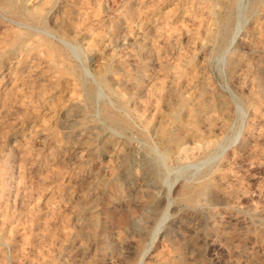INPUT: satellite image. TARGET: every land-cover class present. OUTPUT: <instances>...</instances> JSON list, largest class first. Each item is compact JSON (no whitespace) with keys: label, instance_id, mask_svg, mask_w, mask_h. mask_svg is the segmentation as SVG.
<instances>
[{"label":"rangeland","instance_id":"374dc122","mask_svg":"<svg viewBox=\"0 0 264 264\" xmlns=\"http://www.w3.org/2000/svg\"><path fill=\"white\" fill-rule=\"evenodd\" d=\"M7 1L0 264H264V0Z\"/></svg>","mask_w":264,"mask_h":264},{"label":"bare ground","instance_id":"6f19581e","mask_svg":"<svg viewBox=\"0 0 264 264\" xmlns=\"http://www.w3.org/2000/svg\"><path fill=\"white\" fill-rule=\"evenodd\" d=\"M5 1H6V0H5ZM40 1H41V0H40ZM76 1H77V0H76ZM83 1H84V0H83ZM83 1H82V2H83ZM223 1H224V0H223ZM223 1H222V2H223ZM235 1H237V0H235ZM16 2H17V0H8V1H7V4L10 5V6H13V7H14ZM29 2H30V1H29ZM43 2H44V1H43ZM46 2H47V1H46ZM230 2H232V1H230ZM19 3H20V2H19ZM24 3H25V0H24ZM71 3H73V2H71ZM71 3H70V4H71ZM225 3H226V2H225ZM225 3H224V5H225ZM34 4H35V1H34ZM43 4H44V3H43ZM54 4H55V3H54ZM67 4H68V2H67ZM75 4H76V3H75ZM85 4H86V3H85ZM25 5H26V4H25ZM31 5H32V4H31ZM45 5H46V4H45ZM72 5H73V4H72ZM22 6H23V5H22ZM22 6L20 7L21 9H22ZM36 6H38V4H37ZM33 7H34V6H33ZM1 8L3 9V7H1ZM9 8H10V7H9ZM41 8H42V7H41ZM41 8H40V9H41ZM44 8H45V7H44ZM57 8H58V7H57ZM73 8H74V7H73ZM76 8H77V7H76ZM76 8H74V9H76ZM29 9H30V8H29ZM34 9H35V8H34ZM47 9H48V8H47ZM77 9H78V8H77ZM17 10H18V9H17ZM53 10H54V9H53ZM64 10H65V9H64ZM67 11H68V10H67ZM76 11H77V10H76ZM78 11H79V9H78ZM228 11H229V9H228ZM17 12H18V11H17ZM25 12H26V11H25ZM29 12H30V10H29ZM263 12H264V11H263ZM0 13H1V12H0ZM27 13H28V12H27ZM36 13H37V12H36ZM40 13H41V12H40ZM44 13H45V11H44ZM47 13H48V12H47ZM64 13H65V12H64ZM66 13H67V12H66ZM227 13H228V12H227ZM28 14H29V13H28ZM51 14H52V13H51ZM70 14H71V13H70ZM74 14H75V13H74ZM2 15H3V14H2ZM5 15H6V14H5ZM30 15H31V14H30ZM49 15H50V14H49ZM66 15H67V14H66ZM66 15H65V16H66ZM75 15H76V14H75ZM26 16H27V15H26ZM1 17H2V16H1ZM30 17H31V16H30ZM74 17H75V16H74ZM5 18H6V16H5ZM46 18H47V17H46ZM49 18H50V16H49ZM70 18H71V16H70ZM16 19H18V18H16ZM28 19H29V18H28ZM67 19H68V18H67ZM72 19H73V18H72ZM72 19H71V20H72ZM13 20H14V19H13ZM5 21H6V19H5ZM62 21H63V20H62ZM26 22H27V21H26ZM63 22H64V21H63ZM67 22H68V21H67ZM69 22H70V21H69ZM4 23H6V22H4ZM24 23H25V22H24ZM27 23H28V22H27ZM32 23H33V22H32ZM57 23H58V22H57ZM59 23H60V22H59ZM61 23H62V22H61ZM73 23H74V22H73ZM28 24H29V23H28ZM28 24H27V25H28ZM34 24H35V23H34ZM38 24H39V23H38ZM44 24H45V23H44ZM10 25H11V24H10ZM25 25H26V24H25ZM42 25H43V24H42ZM4 26H6V25H4ZM19 26H20V25H19ZM19 26H18V28H19ZM154 26H155V25H154ZM15 27H16V26H15ZM23 27H24V26H23ZM30 27H31V26H30ZM34 27H35V26H34ZM36 27H37V24H36ZM58 27H59V26H58ZM66 27H67V26H66ZM71 27H72V26H71ZM163 27H164V26H163ZM1 28H2V27H1ZM13 28H14V27H13ZM37 28H38V27H37ZM37 28H36V29H37ZM43 28H44V27H43ZM11 29H12V28H11ZM30 29H31V28H30ZM65 29H66V28H65ZM152 29H153V28H152ZM169 29H170V28H169ZM0 30H1V29H0ZM2 30H3V29H2ZM5 30H6V29H5ZM5 30H4V31H5ZM14 30H15V29H14ZM21 30H22V29H21ZM39 30H40V29H39ZM46 30H47V29H46ZM46 30H45V31H46ZM50 30H51V29H50ZM67 30H68V28H67ZM72 30H73V29H72ZM148 30H149V29H148ZM27 31H28V30H27ZM70 31H71V30H70ZM157 31H158V30H157ZM160 31H161V30H160ZM160 31H159V32H160ZM166 31H167V30H166ZM0 32H2V31H0ZM46 32H47V31H46ZM146 32H147V31H146ZM151 32H152V31H151ZM162 32H163V31H162ZM162 32H161V34H162ZM2 33H3V32H2ZM2 33H1V34H2ZM8 33H9V32H8ZM15 33H16V32H15ZM39 33H42V32L39 31ZM51 33H52V32H51ZM62 33H63V32H62ZM73 33H74V32H73ZM140 33H142V32H140ZM140 33H139V34H140ZM144 33H145V32H144ZM171 33H172V32H171ZM27 34H28V33H27ZM49 34H50V33H49ZM52 34H54V33H52ZM63 34H64V33H63ZM153 34H154V31H153ZM5 35H6V34H5ZM21 35H23V34H21ZM24 35H25V34H24ZM32 35H33V34H32ZM42 35H44V32H43ZM54 35H55V34H54ZM59 35H60V34H59ZM154 35H155V34H154ZM154 35H153V36H154ZM168 35H169V34H168ZM0 36H1V35H0ZM2 36H3V35H2ZM25 36H26V35H25ZM27 36H28V35H27ZM45 36H46V35H45ZM51 36H52V35H51ZM151 36H152V35H151ZM14 37H15V36H14ZM30 37H31V36H30ZM30 37H29V38H30ZM56 37H59V36H56ZM66 37H67V36H66ZM138 37H139V36H138ZM138 37H136V38H138ZM0 38H2V37H0ZM10 38L12 39L13 37H10ZM17 38H19L18 35H17ZM26 38H27V37H26ZM34 38H36V36H35ZM40 38H41V37H40ZM59 38H62V37H59ZM21 39H22V38H20V40H21ZM24 39H25V38H24ZM139 39H140V37H139ZM151 39H152V38H151ZM165 39H166V37H165ZM165 39H164V40H165ZM1 40H2V39H1ZM9 40H10V39H9ZM17 40H19V39H17ZM20 40H19V41H20ZM28 40H29V39H28ZM44 40H45V39H44ZM53 40H55V39H53ZM132 40H133V39H132ZM144 40H145V39H144ZM166 40H167V39H166ZM6 41H7V39H6ZM24 41H25V40H24ZM42 41H43V40H42ZM49 41H50V40H49ZM49 41H48V42H49ZM105 41H106V40H105ZM135 41H136V40H135ZM138 41H139V40H138ZM142 41H143V40H142ZM147 41H148V40H147ZM11 42H12V41H11ZM32 42H33V41H32ZM43 42H44V41H43ZM98 42H99V41H98ZM148 42H149V41H148ZM151 42H152V41H151ZM246 42H247V41H246ZM9 43H10V42H9ZM15 43H16V42H14V45H13V46H15ZM18 43H19V42H18ZM36 43H37V41H36ZM44 43H45V42H44ZM56 43H57V42H56ZM70 43H71V42H70ZM19 44H20V43H19ZM60 44H61V43H60ZM103 44H104V43H103ZM150 44H151V43H150ZM243 44H244V43H243ZM247 44H248V43H247ZM261 44H262V43H261ZM263 44H264V43H263ZM11 45H12V44H11ZM16 45H17V44H16ZM20 45H21V44H20ZM36 45H37V44H36ZM38 45H39V44H38ZM40 45H41V43H40ZM45 45H46V43H45ZM57 45H58V44H57ZM104 45H105V44H104ZM147 45H149V44H147ZM244 45H245V44H244ZM4 46H5V45H4ZM17 46H19V45H17ZM23 46H24V45H23ZM23 46H22V47H23ZM145 46H146V45H145ZM247 46H248V45H247ZM0 47H1V46H0ZM31 47H32V46H31ZM54 47H55V46H54ZM58 47H59V46H58ZM60 47H61V46H60ZM60 47H59V48H60ZM67 47H68V46H67ZM104 47H105V46H104ZM151 47H152V44H151ZM1 48H2V47H1ZM11 48H12V47H11ZM23 48H24V47H23ZM23 48H22V49H23ZM32 48L34 49V47H32ZM38 48H39V47H38ZM42 48H44V47H42ZM45 48H47V47H45ZM108 48H109V47H108ZM246 48H247V47H246ZM250 48H251V47H250ZM259 48H260V46H259ZM3 49H4V48H3ZM13 49H15V47H14ZM18 49H19V48H18ZM18 49H17V50H18ZM27 49H28V48H27ZM63 49H64V48H63ZM151 49H152V48H151ZM256 49H257V48H256ZM4 50H5V49H4ZM30 50H31V49H30ZM40 50H41V48H40ZM58 50H59V49H58ZM60 50H62V48H61ZM104 50H105V49H104ZM139 50H140V49H139ZM252 50H253V49H252ZM22 51H23V50H22ZM22 51H21V53H22ZM34 51H35V50H34ZM41 51H42V50H41ZM69 51H70V50H69ZM98 51H99V50H98ZM121 51H122V50H121ZM129 51H130V50H129ZM129 51H128V52H129ZM143 51H145V50H143ZM154 51H155V50H154ZM16 52H17V51H16ZM16 52H15V53H16ZM25 52H26V51H25ZM25 52H24L23 54H25ZM28 52H29V51H28ZM42 52H43V51H42ZM50 52H51V51H50ZM99 52H100V51H99ZM103 52H105V51H103ZM106 52H107V54L109 53L108 51H106ZM112 52H113V50H112ZM117 52H118V51H117ZM123 52H124V51H123ZM150 52H151V51H150ZM253 52H254V51H253ZM19 53H20V52H19ZM31 53H32V52H31ZM46 53H47V52H46ZM56 53H57V52H56ZM66 53H69V52L66 51ZM132 53H133V52H132ZM152 53H153V52H152ZM28 54H29V53H28ZM33 54H34V53H33ZM75 54H76V53H75ZM75 54H73V55H75ZM126 54H127V53H126ZM138 54H139V53H138ZM156 54H157V53H156ZM46 55H47V54H46ZM50 55H51V54H50ZM66 55H67V54H66ZM119 55H120V54H119ZM141 55H142V54H141ZM148 55H149V53H148ZM7 56H8V55H7ZM99 56H101V52H100V55H99ZM116 56H117V55H116ZM139 56H140V54H139ZM163 56H165V55H163ZM21 57H22V55H21ZM36 57H37V56H36ZM53 57H54V56H53ZM68 57H69V55H68ZM74 57L76 58V56H74ZM143 57H144V55H142V58H143ZM165 57H166V56H165ZM242 57H243V56H242ZM1 58H2V56H1ZM11 58H12V57H11ZM39 58H40V57H39ZM41 58H42V57H41ZM43 58H44V56H43ZM57 58H59V57H57ZM63 58H64V56H63ZM71 58H72V57H71ZM99 58H100V57H99ZM114 58H115V57H113V59H114ZM118 58H120V57H118ZM121 58H122V57H121ZM144 58H145V57H144ZM15 59H16V58H15ZM32 59H33V58H32ZM132 59H133V58H132ZM132 59H131V60H132ZM134 59H135V58H134ZM136 59H137V58H136ZM138 59H139V58H138ZM138 59H137V60H138ZM165 59H166V58H165ZM4 60H5V59H4ZM12 60H14V59H12ZM18 60H19V59H18ZM45 60H46V59H45ZM60 60H61V59H60ZM69 60H70V59H69ZM96 60H99V59H96ZM96 60H95V62H96ZM154 60H155V59H154ZM28 61H29V60H28ZM31 61H32V60H31ZM36 61H37V60H36ZM48 61H49V60H48ZM48 61H47V62H48ZM53 61H54V58H53ZM72 61H73V60H72ZM100 61H101V60H100ZM165 61H166V60H165ZM45 62H46V61H45ZM58 62H59V61H58ZM58 62H57V63H58ZM17 63H18V62H17ZM30 63H31V62H30ZM50 63H51V61H50ZM62 63H63V62H62ZM65 63H67V62H65ZM166 63H167V62H166ZM31 64H32V63H31ZM31 64H30V65H31ZM35 64H36V63H35ZM47 64H48V63H47ZM55 64H56V63H55ZM60 64H61V63H60ZM139 64H140V63H139ZM246 64H247V63H246ZM7 65H8V64H7ZM39 65H40V64H39ZM61 65H62V64H61ZM69 65H70V64H69ZM26 66H27V65H26ZM26 66H25V67H26ZM65 66H66V65H65ZM104 66H106V65H104ZM167 66H168V65H167ZM167 66H166V67H167ZM47 67H48V66H47ZM56 67H57V66H56ZM67 67H68V66H67ZM70 67H71V66H70ZM41 68H42V67H41ZM43 68H44V67H43ZM71 68H72V67H71ZM204 68H205V67H204ZM246 68H247V67H246ZM11 69H12V68H11ZM62 69H64V68H62ZM202 69H203V68H202ZM202 69H201V70H202ZM242 69H243V68H242ZM5 70H6V69H5ZM27 70H28V69H27ZM54 70H55V69H54ZM73 70H74V68H73ZM248 70H249V68H248ZM22 71H23V70H22ZM25 71H26V70H25ZM86 71H87V70H86ZM164 71H165V70H164ZM164 71H163V72H164ZM240 71H241V70H240ZM240 71H239V72H240ZM243 71H244V70H243ZM252 71H253V70H252ZM2 72H3V71H2ZM31 72H32V71H31ZM45 72H49V71H45ZM56 72H57V71H56ZM24 73H26V72H24ZM31 74H32V73H31ZM55 74H56V73H55ZM64 74H65V73H64ZM67 74H68V73H67ZM82 74H83V73H82ZM7 75H8V73H7ZM10 75H11V74H10ZM21 75H23V74H21ZM26 75H27V74H26ZM47 75H48V74H47ZM65 75H66V74H65ZM71 75H72V74H71ZM75 75H76V74H75ZM201 75H202V74H201ZM254 75H255V74H254ZM3 76H4V75H3ZM33 76H34V74H33ZM35 76H36V75H35ZM247 76H248V74H247ZM53 77H54V75H53ZM58 77H59V76H58ZM82 77H83V76H82ZM207 77H208V76H207ZM240 77H241V76H240ZM251 77H252V76H251ZM18 78H20V77L18 76ZM18 78H17V79H18ZM29 78H31V77H29ZM35 78H37V77H35ZM48 78H49V77H48ZM48 78H47V80H49ZM55 78H57V77L55 76ZM61 78H62V77H61ZM80 78H81V77H80ZM244 78H245V77H244ZM2 79H3V78H2ZM239 79H240V78H239ZM254 79H255V78H254ZM37 80H38V79H37ZM69 80H70V79H69ZM73 80H74V79H73ZM237 80H238V79H237ZM252 80H253V79H252ZM12 81H13V80H12ZM29 81H30V80H29ZM64 81H65V80H64ZM77 81H78V80H77ZM242 81L244 82V80H242ZM17 82H19V81H17ZM24 82H25V81H24ZM37 82H38V81H37ZM58 82H59V81H58ZM67 82H68V81H67ZM72 82H73V81H72ZM74 82H75V81H74ZM80 82H81V81H80ZM80 82H79V83H80ZM195 82H196V81H195ZM203 82H205V81H203ZM48 83H49V82H48ZM64 83H66V81H65ZM75 83H76V82H75ZM10 84H11V83H10ZM12 84H13V83H12ZM23 84H24V83H23ZM26 84H27V83H26ZM45 84H47V83H45ZM87 84H88V83H87ZM199 84H200V83H199ZM0 85H1V84H0ZM6 85H7V84H6ZM15 85H16V84H15ZM42 85H43V84H42ZM42 85H41V86H42ZM58 85H59V83H58ZM250 85H252V84H250ZM8 86H9V85H8ZM74 86H75V85H74ZM79 86H80V85H79ZM64 87H67V86L65 85ZM9 88H10V87H9ZM9 88H8V89H9ZM38 88H39V87H38ZM79 88H80V87H79ZM48 89H49V88H48ZM51 89H52V88H51ZM58 89H60V87H59ZM64 89H65V88H64ZM76 89H77V88H76ZM76 89L74 88V90H76ZM90 89H91V88H90ZM195 89H196V88H195ZM42 90H43V89H42ZM46 90H47V89H46ZM49 90H50V89H49ZM72 90H73V89H72ZM81 90H82V89H81ZM92 90H93V89H92ZM28 91H29V90H28ZM55 91H56V90H55ZM57 91H58V90H57ZM65 91H66V89H65ZM65 91H64V92H65ZM79 91H80V90H79ZM192 91H193V90H192ZM10 92H13V91H10ZM10 92H9V93H10ZM18 92H19V91H18ZM26 92H27V91H26ZM29 92H30V91H29ZM38 92H39V91H38ZM44 92H45V91H44ZM59 92H60V91H59ZM59 92H58V93H59ZM64 92H63V93H64ZM77 92H78V91H77ZM77 92H76V93H77ZM97 92H98V91H96V93H97ZM188 92H189V91H188ZM39 93H40V92H39ZM51 93H52V92H51ZM54 93H55V92H54ZM65 93H66V92H65ZM72 93H73V92H72ZM82 93H83V92H82ZM190 93H191V92H190ZM5 94H6V92H5ZM16 94H17V93H16ZM23 94H24V93H23ZM28 94H29V93H28ZM31 94H32V93H31ZM35 94L37 95V93H35ZM46 94H47V93H46ZM98 94H99V93H98ZM49 95H50V94H49ZM52 95H53V94H52ZM63 95H64V94H63ZM72 95H73V94H72ZM197 95H198V93H197ZM222 95H223V94H222ZM1 96H2V95H1ZM6 96H7V95H6ZM11 96H12V95H11ZM11 96H10V97H11ZM14 96H15V95H14ZM43 96H44V95H43ZM82 96H83V95H82ZM15 97H16V96H15ZM27 97H28V96H27ZM27 97H26V98H27ZM38 97H39V96H38ZM50 97H51V96H50ZM52 97H53V96H52ZM83 97H84V96H83ZM191 97H192V96H191ZM222 97H223V96H222ZM47 98H48V97H47ZM9 99H10V98H9ZM13 99H14V98H13ZM13 99H12V100H13ZM29 99H30V98H29ZM44 99H45V98H44ZM66 99H67V98H66ZM96 99H97V98H96ZM96 99H95V101H96ZM222 99H223V98H222ZM64 100H65V99H64ZM74 100H75V99H74ZM192 100H194V99H192ZM32 101H33V100H32ZM50 101H51V99H50ZM54 101H55V100H54ZM195 101H196V100H195ZM220 101H221V100H220ZM5 102H6V101H5ZM9 102H10V100H9ZM13 102H14V101H13ZM17 102H18V101H17ZM26 102H27V101H26ZM26 102H25V103H26ZM45 102H46V101H45ZM56 102H57V101H56ZM82 102H83V101H81V103H82ZM90 102H92V101H90ZM1 103H2V102H1ZM30 103H31V102H30ZM46 103H47V102H46ZM69 103H70V102H69ZM196 103H197V102H196ZM83 104H84V103H83ZM83 104H82V105H83ZM94 104H95V103H94ZM2 105H3V104H2ZM6 105H7V103H6ZM12 105H13V104H12ZM23 105H24V104H23ZM26 105H27V104H26ZM28 105H29V104H28ZM30 105H31V104H30ZM33 105H34V104H32L31 107H33ZM38 105H39V104H38ZM50 105H51V104H50ZM60 105H61V104H60ZM65 105H66V104H65ZM191 105H192V104H191ZM198 105H199V103H198ZM221 105H222V104H221ZM227 105H228V104H227ZM21 106H22V105H21ZM35 106H36V105H35ZM44 106H45V105H44ZM47 106H48V104L46 105V107H47ZM56 106H57V105H56ZM105 106H106V105H105ZM189 106H190V105H189ZM228 106H229V105H228ZM15 107H16V106H15ZM46 107H45V108H46ZM80 107H81V106H80ZM200 107H201V106H200ZM7 108H10V107H7ZM22 108H23V107H22ZM25 108H27V107H25ZM33 108H34V107H33ZM38 108H39V106H38ZM52 108H53V107H52ZM58 108H59V107H58ZM61 108H63V107L61 106ZM85 108H86V107H85ZM100 108H102V107H100ZM198 108H199V107H198ZM198 108H197V109H198ZM5 109H6V108H5ZM10 109H11V108H10ZM23 109H24V108H23ZM30 109H31V108H30ZM46 109H47V108H46ZM197 109H195V110H197ZM200 109H201V108H200ZM20 110H21V109H20ZM20 110H17V111H20ZM24 110H25V109H24ZM31 110H32V109H31ZM35 110H36V109H35ZM44 110H45V109H44ZM49 110H50V109H49ZM62 110H63V109H62ZM74 110H75V109H74ZM94 110H95V109H94ZM99 110H100V109H99ZM219 110H220V109H219ZM226 110H227V109H226ZM228 110H229V109H228ZM228 110H227V111H228ZM8 111H9V110H8ZM11 111H13V110H11ZM88 111H89V110H88ZM92 111H93V110H92ZM92 111H91V112H92ZM203 111H204V110H203ZM24 112H25V111H24ZM32 112H33V111H32ZM36 112H37V111H36ZM82 112H83V111H82ZM82 112H81V113H82ZM115 112H116V111H115ZM191 112H192V111H191ZM223 112H224V111H223ZM3 113H4V112H3ZM3 113H2V115H3ZM18 113H20V112H18ZM34 113H35V112H34ZM41 113H42V112H41ZM48 113H49V112H48ZM68 113H69V112H68ZM68 113H67V114H68ZM103 113H104V112H103ZM192 113H193V112H192ZM197 113H198V112H197ZM227 113H228V112H227ZM227 113H226V114H227ZM5 114H6V113H5ZM36 114H37V113H36ZM38 114H39V113H38ZM44 114H45V113H44ZM76 114H77V113H76ZM78 114H79V113H78ZM78 114H77V115H78ZM190 114H191V113H190ZM201 114H202V113H201ZM15 115H16V114H15ZM26 115H27V114H26ZM59 115L61 116V114H59ZM69 115H70V114H69ZM113 115H114V114H113ZM188 115H189V114H188ZM191 115H193V114H191ZM40 116H41V115H40ZM51 116H52V115H51ZM64 116H65V114H64ZM67 116H68V115H67ZM70 116H71V115H70ZM73 116H75V115H73ZM88 116H89V115H88ZM109 116H110V115H109ZM109 116H108V117H109ZM25 117H26V116H25ZM28 117H29V115H28ZM36 117H37V116H36ZM75 117H76V116H75ZM81 117H82V116H81ZM85 117H87V116H85ZM104 117H105V116H104ZM190 117H192V116H190ZM194 117H195V116H194ZM225 117H226V116H225ZM1 118H2V117H1ZM5 118H6V117H5ZM10 118H12V116H11ZM50 118H51V117H50ZM112 118H113V117H112ZM3 119H4V118H3ZM47 119H49V118H47ZM52 119H54V118H52ZM65 119L67 120L66 117H65ZM80 119H82V118H80ZM114 119H115V118H114ZM220 119H221V118H220ZM223 119H224V118H223ZM5 120H6V119H5ZM15 120H16V119H15ZM42 120H43V119H42ZM188 120H189V119H188ZM192 120H193V119H192ZM33 121H34V120H33ZM40 121H41V120H40ZM44 121H45V120H44ZM55 121H57V120H55ZM72 121H73V120H72ZM78 121H79V119H78ZM116 121H117V120H116ZM193 121H194V120H193ZM220 121H221V120H220ZM14 122H15V121H14ZM29 122H30V121H29ZM42 122H43V121H42ZM53 122H54V121H53ZM74 122H76V121H74ZM84 122H85V121H84ZM86 122L88 123V120H87ZM86 122H85V124H86ZM218 122H219V120H218ZM63 123H64V122H63ZM76 123H77V122H76ZM91 123H92V122H91ZM44 124H45V123H44ZM55 124H56V123H55ZM193 124H195V121H194ZM220 124H221V123H220ZM13 125H14V124H13ZM51 125H52V124H51ZM91 125H92V124H91ZM125 125H126V124H125ZM16 126H17V125H16ZM39 126H40V125H39ZM48 126H49V125H48ZM78 126H80V125H78ZM81 126H82V125H81ZM129 126H130V125H129ZM46 127H47V125H46ZM50 127H51V126H50ZM86 127H87V126H86ZM92 127H93V126H92ZM5 128H6V127H5ZM8 128H9V127H8ZM12 128H13V127H12ZM29 128H30V127H29ZM61 128H62V127H61ZM70 128H71V127H70ZM72 128H73V127H72ZM94 128H95V127H94ZM113 128H115V127H113ZM21 129H22V128H21ZM66 129H67V128H66ZM83 129H84V128H83ZM83 129H82V130H83ZM18 130H20V129H18ZM26 130H27V129H26ZM54 130H55V129H54ZM73 130H74V129H73ZM87 130H88V129H87ZM113 130H114V129H113ZM116 130H117V129H116ZM170 130H172V129H170ZM2 131H4V130H2ZM46 131H47V130H46ZM50 131H51V130H50ZM83 131H85V130H83ZM83 131H82V133H83ZM4 132H5V131H4ZM6 132H7V130H6ZM20 132H21V131H20ZM86 132H87V131H86ZM88 132H89V130H88ZM91 132H92V131H91ZM31 133H33V132H31ZM93 133H94V131H93ZM93 133H92V134H93ZM263 133H264V132H263ZM9 134H10V133H9ZM12 134H13V132H12ZM85 134H86V133H85ZM88 134H91V133H88ZM88 134H87V135H88ZM27 135H29V133H28ZM56 135H57V134H56ZM83 135H84V134H83ZM96 135H97V133H96ZM1 136H2V135H1ZM4 136H5V135H4ZM30 136H31V135H30ZM33 136H35V135H33ZM13 137H14V136H13ZM15 137H16V136H15ZM23 137H24V136H23ZM10 138H11V137H10ZM18 138H20V137H18ZM84 138H85V137H84ZM84 138H83V140H84ZM93 138H94V137H93ZM16 139H17V137H16ZM22 139H23V138H22ZM29 139H30V138H29ZM4 140H5V139H4ZM6 140H7V139H6ZM25 140H26V139H25ZM25 140H24V141H25ZM32 140H33V138H32ZM39 140H40V139H39ZM48 140H49V139H48ZM77 140H79V139H77ZM97 140H99V139H97ZM10 141H11V140H10ZM30 141H31V139H30ZM94 141H95V140H94ZM253 141H254V140H253ZM21 142H22V141H21ZM39 142H40V141H39ZM96 142H97V141H96ZM15 143H16V142H15ZM93 143H94V142H93ZM121 144H122V143H121ZM261 144H262V143H261ZM1 145H2V144H1ZM19 145H20V144H19ZM39 145H40V143H39ZM58 145H59V144H58ZM9 146H10V145H9ZM41 146H42V145H41ZM91 146H92V145H91ZM126 146H127V145H126ZM2 147H3V146H2ZM112 147H113V146H112ZM112 147H111V148H112ZM116 147H117V146H116ZM116 147H115V148H116ZM259 147H260V146H259ZM5 148H6V147H5ZM81 148H82V147H81ZM12 149H13V148H12ZM14 149H16V148H14ZM14 149H13V150H14ZM83 149H84V148H83ZM87 149H89V148H87ZM256 149H257V148H256ZM3 150H4V148H3ZM111 150H112V149H111ZM0 152H1V151H0ZM6 152H7V151H6ZM15 152H16V151H15ZM257 152H258V151H257ZM24 153H25V152H24ZM99 153H100V152H99ZM127 153H128V152H127ZM19 154H20V153H19ZM65 154H67V153H65ZM100 154H101V153H100ZM27 155H28V154H27ZM128 155H129V153H128ZM51 156H52V155H51ZM81 156H82V155H81ZM2 157H3V156H2ZM4 157H5V156H4ZM114 157H115V156H114ZM24 158H25V157H24ZM91 158H92V157H91ZM118 158H119V157H118ZM69 159H70V158H69ZM78 159H79V158H78ZM29 160H30V159H29ZM73 160H74V159H73ZM82 160H83V159H82ZM6 161H8V160H6ZM6 161H5V162H6ZM34 161H35V160H34ZM57 161H58V160H57ZM71 161H72V160H71ZM83 161H84V160H83ZM107 161H108V160H107ZM128 161H129V160H128ZM1 162H4V161H1ZM11 162H12V161H11ZM18 162H19V159H18ZM61 162H62V161H60V163H61ZM90 162H91V161H90ZM90 162H89V163H90ZM92 162H93V161H92ZM8 163H9V162H8ZM51 163H52V162H51ZM53 163H54V162H53ZM53 163H52V164H53ZM55 163H57V162H55ZM63 163H64V162H63ZM66 163H67V162H66ZM71 163H72V162H71ZM75 163H77V161H75ZM78 163H79V162H78ZM100 163H101V162H100ZM105 163H106V162H105ZM33 164H34V163H33ZM58 164H59V163H58ZM72 164H73V163H72ZM96 164H97V163H96ZM98 164H99V163H98ZM125 164H126V163H125ZM0 165H1V164H0ZM63 165H64V164H63ZM93 165H94V164H93ZM109 165H110V164H109ZM7 166H8V164H7ZM18 166H19V165H18ZM50 166H51V165H50ZM56 166H57V165H56ZM61 166H62V165H61ZM86 166H87V165H86ZM108 167H109V166H107V168H108ZM85 168H86V167H85ZM89 168H90V167H89ZM96 168H97V167H96ZM50 169H51V168H50ZM61 169H62V167H61ZM63 169H64V168H63ZM91 169H92V168H91ZM32 170H33V169H32ZM38 170H39V169H38ZM51 170H52V169H51ZM54 171H55V170H54ZM82 171H84V170H82ZM93 171H94V170H93ZM5 172H6V170H5ZM45 172H46V171H45ZM47 172H48V171H47ZM47 172H46V173H47ZM3 173H4V171H3ZM41 173H42V172H41ZM46 173H45V175H46ZM55 173H56V172H55ZM28 174H29V172H28ZM43 174H44V173H43ZM91 174H93V172H92ZM39 175H40V172H39ZM52 175H53V174H52ZM0 176H1V175H0ZM83 176H85V175H83ZM97 176H98V175H97ZM115 176H116V175H115ZM46 177H47V176H46ZM85 177H86V176H85ZM52 178H53V177H52ZM35 179H38V177H37V178H34V182H33L34 184H35V182H36ZM41 180H42V179H40V182H41ZM53 180H54V179H52V181H53ZM42 181H43V180H42ZM57 182H58V181H57ZM7 183H8V182H7ZM31 183H32V181H31ZM46 183H47V182H46ZM49 183H50V182H49ZM3 184H4V183H3ZM24 184H25V183H24ZM85 184H86V183H85ZM32 185H33V184H32ZM36 185H37V184H36ZM52 185H53V184H52ZM54 185H55V183H54ZM73 185H74V184H73ZM56 186H57V185H56ZM96 186H97V185H96ZM2 187H5V186H2ZM21 187H23V186H21ZM72 187H73V186H71L70 188H72ZM19 188H20V187H19ZM41 188H42V186H41ZM78 188H79V187H78ZM1 189H3V188H1ZM4 190H5V189H4ZM23 190H24V189H23ZM94 190H95V189H94ZM68 191H69V190H68ZM80 191H81V190H80ZM223 191H224V190H223ZM7 193H8V192H7ZM18 193H19V191H18ZM47 193H48V192H47ZM72 193H73V192H72ZM79 193H80V192H79ZM22 194H23V193H22ZM96 194H97V193H96ZM15 195H16V194H15ZM23 195H24V194H23ZM76 195H77V193H76ZM27 196H28V195H27ZM220 196H221V195H220ZM224 196H225V195H224ZM226 196H227V195H226ZM19 197H20V196H19ZM61 197H62V196H61ZM222 197H223V196H222ZM247 197H248V196H247ZM24 198H25V197H24ZM47 198H48V197H47ZM243 198H244V197H243ZM54 199H55V198H54ZM58 199H60V198H58ZM17 200H18V198H17ZM26 200H27V199H26ZM48 200H49V199H48ZM55 202H56V201H55ZM21 203H22V202H21ZM62 203H63V202H62ZM82 204H83V203H82ZM1 205H2V204H1ZM4 206H5V205H4ZM6 207H7V206H6ZM53 208H54V207H53ZM74 209H75V207H74ZM52 210H53V209H52ZM78 210H79V209H78ZM131 210H132V209H131ZM75 211H76V210H75ZM71 212H72V211H71ZM127 212H128V211H127ZM74 213H75V212H74ZM128 213H130V212H128ZM89 214H90V213H89ZM85 217H86V216H85ZM39 219H40V218H39ZM79 219H80V218H79ZM8 220H9V219H8ZM42 220H43V219H42ZM125 220H126L125 217L122 218V219H121V223L125 222ZM6 221H7V220H6ZM6 221H5V222H6ZM68 221H69V220H68ZM90 221H91V220H90ZM42 222H43V221H42ZM66 222H67V221H66ZM79 222H80V220H79ZM43 223L45 224V222H43ZM123 224H124V223H123ZM39 225H40V224H39ZM86 225H87V224H86ZM185 228H186V227H185ZM195 228H196V227H195ZM86 229H87V228H86ZM182 230H183V229H182ZM233 230H234V229H233ZM186 231H187V230H186ZM221 233H222V232H221ZM193 235H194V234H193ZM90 236H91V235H90ZM72 237H73V236H72ZM72 237H71V238H72ZM202 238H203V237H202ZM212 239H213V238H212ZM66 242H67V241H66ZM70 242H71V241H70ZM77 243H78V242H77ZM215 243H217V242H215ZM79 244H80V243H79ZM69 246H70V245H69ZM207 246H208V245H207ZM71 247H72V246H71ZM74 247H75V246H74ZM74 247H73V248H74ZM86 247H87V246H86ZM214 247H215V246H214ZM251 247H252V245H251ZM209 248H210V247H209ZM255 249H256V248H255ZM73 250H74V249H73ZM209 250H210V249H209ZM70 252H71V251H70ZM82 253H83V252H82ZM86 253H87V252H86ZM79 255H80V254H79ZM256 255H257V254H256ZM262 257H263V256H262ZM85 258H86V257H85ZM78 259H80V258H78ZM215 259H216V258H215ZM217 259H218V258H217ZM86 260H87V259H86ZM260 260H262V259H260ZM60 261H61V260H60ZM84 262H85V261H84ZM255 262H257V261H255ZM61 263H62V262H61ZM79 263H80V262H79ZM79 263H77V264H79Z\"/></svg>","mask_w":264,"mask_h":264}]
</instances>
